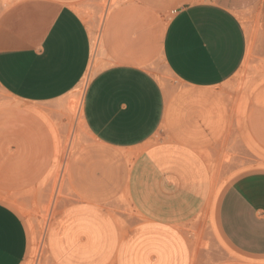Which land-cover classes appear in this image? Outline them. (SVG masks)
Returning a JSON list of instances; mask_svg holds the SVG:
<instances>
[{"label": "crops", "instance_id": "obj_1", "mask_svg": "<svg viewBox=\"0 0 264 264\" xmlns=\"http://www.w3.org/2000/svg\"><path fill=\"white\" fill-rule=\"evenodd\" d=\"M69 1L0 0L4 93L25 103L51 102L82 82L94 61L93 36ZM154 10L151 0H129L103 27L104 66L86 88L83 122L104 147L124 152L119 161L128 153L135 156L129 171L98 173L94 165L74 170L85 198L66 203L53 216L46 234L52 264H192L194 250L184 226L206 209L212 175L204 156L190 143L175 138L156 142L167 98L150 67L160 52L176 77L206 95L240 70L248 33L235 11L218 2L183 6L162 33ZM7 109L2 114L12 115L1 116V124L18 126L24 136L40 135L45 121L36 111L39 107ZM196 109L174 128H197L202 108ZM247 113L258 129L264 108L252 102ZM95 177L109 179V192L103 194L112 195L115 183L127 187L138 213L128 227H122L102 202ZM215 223L237 255L235 261H264V169L242 173L224 187ZM29 251L24 219L0 201V264H23Z\"/></svg>", "mask_w": 264, "mask_h": 264}, {"label": "rangeland", "instance_id": "obj_2", "mask_svg": "<svg viewBox=\"0 0 264 264\" xmlns=\"http://www.w3.org/2000/svg\"><path fill=\"white\" fill-rule=\"evenodd\" d=\"M126 1L129 0L69 1L95 34L92 48L97 46L94 55L97 68L94 67L91 75L89 68L79 86L87 82L88 86L104 66L103 27ZM199 1L222 3L235 11L248 33L247 56L230 80L205 95L194 92L176 77L159 52L150 70L165 91L167 114L156 134V142L160 138L165 141L175 138L190 143L204 156L212 175L206 209L184 226L194 250L192 264H240L218 232L215 208L222 190L235 177L264 169V121L258 129L254 128L247 113L252 102L264 108V0H151L159 33L177 10ZM86 88L83 89L86 91ZM71 93L51 102L25 103L0 89V117L12 115L2 114L10 111L7 109L10 106H36L39 107L36 111L41 112L38 115L45 121L39 136H24L18 126L0 122V201L14 208L28 227L30 251L23 264H52L50 255H45L49 254L45 236L49 224L61 206L85 198L73 177L74 170L85 171L94 165L98 173L101 169L129 171L133 164L135 155L128 153L125 161H119V154L124 152L107 149L88 131L82 107L72 110L67 104ZM195 107L202 108L197 128L175 129L174 125H180L187 112L197 110ZM94 181L102 202L116 218L123 220L125 228L138 218L126 186L115 183L116 190L109 195L108 178L95 177Z\"/></svg>", "mask_w": 264, "mask_h": 264}, {"label": "bare ground", "instance_id": "obj_3", "mask_svg": "<svg viewBox=\"0 0 264 264\" xmlns=\"http://www.w3.org/2000/svg\"><path fill=\"white\" fill-rule=\"evenodd\" d=\"M91 33H92V36H93V38H94V36H95V34H94V32H93V30H91ZM256 42H257V40H255ZM96 51H97V46H95L94 45V55H95V57H96ZM95 60L91 63V65H90V71H89V75H91L92 74V72L94 71V67H96L95 66ZM97 68V67H96ZM88 83V82H87ZM87 83L85 84V85H83V86H79L78 85V87H76V89H75V91H73V93H71V95L69 96V98H68V100H67V104H68V106H69V108L70 109H72V110H76L78 107H79V105H80V107H82V103H83V98H84V92H85V89H83V88H86V86H87ZM79 107V108H80ZM78 108V109H79ZM58 168H59V166H57ZM59 170V169H58ZM57 171V170H56ZM66 172V171H65ZM216 191V190H215ZM118 220H120V219H118ZM120 222V225L122 224L121 222H123V220H121V221H119ZM37 223H40V222H37ZM124 224V223H123ZM37 225V224H36ZM122 227H123V225H121ZM47 228V227H46ZM45 229V228H44ZM38 231V230H37ZM43 236V235H42ZM45 236H46V232H45ZM45 238V237H44ZM43 239V238H42ZM38 241V240H37ZM36 241V242H37ZM42 241V240H41ZM44 243V242H43ZM42 245V244H41ZM43 246H44V244H43ZM33 249H35L36 250V248H34L33 247ZM39 249V248H38ZM41 249V248H40ZM46 250V249H45ZM47 251V250H46ZM35 252V251H34ZM35 253H37V252H35ZM41 253H43V252H41ZM39 254V253H38ZM33 255H35V254H33ZM40 255V254H39ZM45 255H49L48 253H46ZM38 257V256H37ZM49 257V256H48ZM46 258H47V256H46ZM48 259V258H47ZM50 260V259H49ZM31 263H33V262H30V264Z\"/></svg>", "mask_w": 264, "mask_h": 264}]
</instances>
